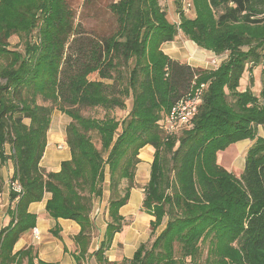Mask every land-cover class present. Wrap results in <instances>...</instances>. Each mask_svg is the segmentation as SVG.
Returning <instances> with one entry per match:
<instances>
[{"label": "trees", "instance_id": "1", "mask_svg": "<svg viewBox=\"0 0 264 264\" xmlns=\"http://www.w3.org/2000/svg\"><path fill=\"white\" fill-rule=\"evenodd\" d=\"M175 1L180 8L181 0ZM191 1L194 16L179 9V22L172 23L159 0H113L107 8L116 29L103 35L75 23L67 0H0V162L12 160L9 181L22 188H9L0 264H34L32 246L16 252L13 246L34 228L28 207L46 193L48 216L80 227L73 240L74 259L81 264L95 228L94 202L107 186L108 221L91 253L103 260L124 225L119 210L139 187L134 178L146 145L154 152L149 180L140 186L141 208L153 217L152 232L165 223L124 262L264 264V134L258 133H264V76L258 95L248 87L239 90L243 74H251L248 62L264 64L258 52L264 46V0ZM180 34L227 57L215 69L172 59L161 45ZM12 36L23 51L9 48ZM92 72L98 79L88 78ZM200 84L201 102L190 127L166 134L159 121ZM126 99L127 115L116 119L112 113L125 109ZM84 109L103 115L85 116ZM54 110L70 117V158L57 172L39 165ZM244 139L252 144L237 176L218 164L216 154Z\"/></svg>", "mask_w": 264, "mask_h": 264}, {"label": "crops", "instance_id": "2", "mask_svg": "<svg viewBox=\"0 0 264 264\" xmlns=\"http://www.w3.org/2000/svg\"><path fill=\"white\" fill-rule=\"evenodd\" d=\"M176 40L164 42L161 45V49L166 55L175 60H185L193 67L213 69L212 67L210 68L208 66L207 62L201 61V59H196L194 55L188 56L185 54L184 51L179 49L181 46L177 45L178 42ZM195 60L198 63H193ZM249 76H251V74L247 72V76L240 83L239 90H245L247 87H250L251 89L253 88V86L248 83ZM92 80H95V78ZM69 122L70 117H68L66 114L60 111H54L52 113L49 129L47 131V143L45 151L39 163L42 168L48 171L57 172L60 169L61 162L70 158V151L65 141V130ZM259 135L263 136V133ZM234 144L237 145V148L240 152L244 151L245 155L246 150L252 144V141L249 139H244ZM153 152V148L149 145L144 146L139 151L138 158L140 159V162L137 164V169L141 166L144 167L138 171L140 177L137 176L136 169L134 180L138 185H145L149 180V165L153 159ZM141 155H143V157H141ZM244 155L242 157V164L244 162ZM242 164L241 171L243 169ZM13 172L14 165L11 159L8 158L2 163L0 162V229L8 225L10 221L8 209L12 203L9 199L8 181L11 178ZM105 191L108 193V188H104L103 195ZM49 197L50 194L46 193L41 201L33 202L29 205L28 211L34 214L36 217L35 226L33 229L24 232L19 237L13 246V252L23 250L28 246H32L33 253L35 255L33 258L34 264H37L38 261L48 264H76L74 259L76 245L73 238L78 234L80 227L75 221L70 219H54L48 216L45 210V204ZM106 199L107 194H105V200ZM142 200L143 188H132L130 190L128 202L119 210L120 214L123 217H125L127 214H133L135 210L141 206ZM105 208L107 212V207L104 205L100 206L97 200L91 213V219L95 226L94 229L101 237H103L106 227L104 217ZM145 214L136 218L135 222H133V224L130 226L131 229L127 230L124 228L120 232L115 233L109 249L105 251L107 262L113 263L120 256L131 258L139 244L144 243L146 238L144 235V229L152 220L149 218L151 217L150 215L147 216L148 214ZM34 229L37 232L36 236L33 233ZM140 230H142L143 233L140 232ZM99 235H97L98 238L96 241L93 239L91 240V251L96 250L97 245H99L100 241L102 240V238L99 239ZM23 264H26L25 260L23 261Z\"/></svg>", "mask_w": 264, "mask_h": 264}, {"label": "rangeland", "instance_id": "3", "mask_svg": "<svg viewBox=\"0 0 264 264\" xmlns=\"http://www.w3.org/2000/svg\"><path fill=\"white\" fill-rule=\"evenodd\" d=\"M67 1H68V4L70 5V7L75 12V23H80L86 32L108 35V34H111L116 29L115 19L110 14V12L108 11V8H107V5L113 0H93V2H91V0H67ZM159 3L161 5L162 9L166 11L167 19L172 23H178L179 22V9L180 10L183 9L182 11H183L184 15H186L187 17L192 18L195 14L192 1H191V7H189V8H187L186 5L184 6L183 3H181V7L179 8V5L177 4V2L175 0H159ZM176 41L178 42L177 45L181 46L180 48L179 47L178 48L180 50L184 51L185 54H187L188 56L194 55V57L196 59H198V60L201 59V61L207 62L208 66L210 68L212 67L213 69L217 68L219 66L220 62L227 57L226 52L222 53L220 55H216L213 52L199 48V47L195 46L186 37H183L181 34L177 38ZM9 48H12V49L14 48V49H18L20 51H23V44L21 42H19L18 37L12 36L9 39ZM246 48H244V49H246ZM258 52L261 53V56H264V46H261L258 49ZM211 60H216L217 64L215 66H217V67L211 65ZM183 61H185V60H183ZM193 63H198V62H196V60H195V62H193ZM247 67H251V76H250V80L248 83L253 86L252 89L250 87L249 88L251 89V91L254 94H258L260 92L262 80H263V76H264V74H263L264 64L262 62H258V63L248 62ZM246 76H247V72H245L243 74L242 80ZM88 78L90 80L95 78V80H96V79H98V75L96 72H92L88 76ZM38 103H43V102L40 99H38ZM125 103H126L125 109H115L113 111L112 114L116 119H123L127 115V112H128L130 105H131V100L126 99ZM45 104H48V103H45ZM54 111H58V110H54ZM81 112L85 116L101 117L103 115V112H101V111L95 112V110H88V109H84ZM258 133L262 134L263 131L261 129H258ZM96 144H97V146H99L98 142ZM243 155H244V151L240 152L237 148V145L233 144V145H230L229 147H227L225 150L217 152L216 159H217L218 164H220L221 166L230 170L232 173H234L235 175L238 176L241 173V164H242ZM243 166H244V162L242 164V167ZM143 167L144 166H141L140 168L137 169V176L140 177L138 171H139V169H143ZM149 171H150V165H149ZM135 174H136V172H135ZM126 185H127V182L122 181L121 186H120L121 194L124 193V189H125ZM138 186L140 188V186H142V185H138ZM105 187L107 188V186H105ZM105 194H107L106 200H105ZM108 196H109V192L107 193V191H105L104 195H102V197L100 199H96L94 204L98 200V203L100 206L104 205L105 207H107ZM143 214H145V212L142 210V208L140 206L138 209L135 210V212L133 214L125 215L124 220H123L124 225H123L122 229H124V228L127 230L131 229V227H130L131 224H133V222H135V220L138 216L143 215ZM145 215H147V214H145ZM147 216H149V215H147ZM104 217H105V222H107L108 216H107L106 208L104 209ZM149 218L153 219V217H149ZM164 223H163V225L159 226L153 232L151 231L149 225H147L144 229V235L146 237L144 242H148V244H150L155 239V237L159 233V231L163 228ZM140 232L143 233L142 230H140ZM97 235H99V233L94 229L91 238L94 241H96L98 238ZM101 238L102 237L99 235V239H101ZM97 247H98V245H97ZM93 251H95V250H93ZM93 251H91V248L89 246V249H88L89 255H86L84 260H82L81 264H112L111 262H104V259L107 261V258L105 256V252L102 255L103 260L99 261L97 259V257H95L94 255L91 254ZM204 258H205V251H203V254H202V257L200 258V260L202 261ZM124 259H130V258L120 256L113 263H115V264H128L127 262H124Z\"/></svg>", "mask_w": 264, "mask_h": 264}, {"label": "built area", "instance_id": "4", "mask_svg": "<svg viewBox=\"0 0 264 264\" xmlns=\"http://www.w3.org/2000/svg\"><path fill=\"white\" fill-rule=\"evenodd\" d=\"M181 3H183L184 6L186 5L187 8L191 7L190 0H181ZM216 64V60H211L212 66H215ZM203 89L204 84L194 86L187 96L176 102L171 110L163 116L159 121V125L166 134L178 133L190 127V119L195 115L197 107L201 102ZM8 185L12 191L16 193L22 192L19 183L8 181ZM33 233L35 236L37 235L35 229L33 230Z\"/></svg>", "mask_w": 264, "mask_h": 264}, {"label": "bare ground", "instance_id": "5", "mask_svg": "<svg viewBox=\"0 0 264 264\" xmlns=\"http://www.w3.org/2000/svg\"><path fill=\"white\" fill-rule=\"evenodd\" d=\"M141 157H143V155H141Z\"/></svg>", "mask_w": 264, "mask_h": 264}]
</instances>
